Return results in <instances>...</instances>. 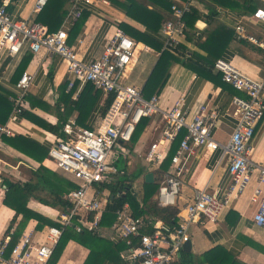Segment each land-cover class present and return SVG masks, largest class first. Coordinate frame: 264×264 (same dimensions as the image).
I'll list each match as a JSON object with an SVG mask.
<instances>
[{
    "label": "built area",
    "instance_id": "2783aa9c",
    "mask_svg": "<svg viewBox=\"0 0 264 264\" xmlns=\"http://www.w3.org/2000/svg\"><path fill=\"white\" fill-rule=\"evenodd\" d=\"M49 0H36L33 13L40 12ZM12 0H0V58L7 52L17 55L28 48L32 52L45 50L48 54L62 57L71 80L82 84L91 83L94 88L105 94H112L113 100L102 116L96 129L73 127V122L64 127L65 136H58L49 148L46 160L53 162L56 169L68 175L78 185L70 190L65 198L70 203L65 210L52 213L53 209L45 207L60 226L44 225L35 232H24L16 244L9 250L11 236L0 240V264H49L57 243L67 226H73L77 232L89 230L102 233V219L107 209V198L103 196L104 184L117 182L120 175L131 174L136 159L132 150L126 145L132 142L139 123L147 117L161 114L164 121L160 138L152 143L144 153V158L152 164H160L167 156L177 136L186 130L178 148L171 159V167L160 182L156 197L161 206L176 204L181 189V175L186 171L189 158L198 146L208 149H221L222 157L230 160L229 170L232 182L226 197H220L216 191L197 190L192 201L179 208L176 223L155 220L151 216L134 215L129 202L115 210V220L108 226L110 238L125 241L130 264H177L184 244L190 240V228L197 222H215L228 197L234 191L242 192L258 173L257 186L251 196L256 203L264 185V164L250 158L249 141L255 135L258 122L264 119V75L253 79L242 73L231 61L222 58L215 60L214 68L221 72L222 80L243 93L232 98L234 110L231 113L237 120L231 136L220 142L215 138L214 126L217 112L207 111L202 106L190 122L185 106V92L169 109H163L159 97L147 98L142 88L124 81L127 67L134 58L136 42L117 23L116 30L106 43L102 54L91 61L82 60L75 46L69 44V29L84 13V2L92 0H68L69 10L57 30L31 17L16 19L12 17L8 6ZM195 0L174 1L172 17L164 21L162 33L165 38L164 48L177 50L186 38L188 29L185 15L192 11ZM252 18L264 21V9H257ZM238 38L248 39L264 49V43L246 32L244 24L236 26ZM33 81V74L24 71L16 83L17 91L10 95L13 109L7 122L0 124V147L5 146L3 136H14L16 131L11 123L21 118L25 108V96ZM167 143L168 146L162 147ZM116 149L123 154L125 169H120L111 162ZM3 163L0 158V165ZM1 167V166H0ZM1 173V168H0ZM131 190L141 203L144 194L136 181L131 183ZM7 187L0 174V198H4ZM121 189L117 195L125 194ZM254 221L264 227V198L254 216ZM106 228V229H108Z\"/></svg>",
    "mask_w": 264,
    "mask_h": 264
},
{
    "label": "crops",
    "instance_id": "0c3cea01",
    "mask_svg": "<svg viewBox=\"0 0 264 264\" xmlns=\"http://www.w3.org/2000/svg\"><path fill=\"white\" fill-rule=\"evenodd\" d=\"M35 1L12 0L8 10L12 17L16 19L31 17L36 20L40 12L33 13ZM171 1L134 0L137 4L146 6L149 9H155L162 15L164 21L172 17L171 9H169ZM124 2L125 0H92L91 3L84 2V12L87 14L85 20L82 19V22L80 20L77 21L78 23H74L69 29V44L75 46L82 60L91 61L102 54L106 41L115 33L117 23L121 27L124 23L128 24L141 31L142 36L157 37L161 44L163 43L162 50L165 49L162 26L156 31L152 27H146L145 22L149 20V17L141 15L143 19H136L129 16L126 6L123 5ZM126 2H129V0H126ZM234 2L238 3V5L229 9L221 7L213 0H195L193 8L202 15L195 23L196 28L200 30L198 36L206 39V35H203L201 30L207 28L206 16L213 9H216L217 19L208 28V33L210 32L211 39H218V36H220V43L224 44V48L218 58L231 61L242 73L253 79H259L264 75V49L259 44L248 39L238 38L236 26L240 23L244 24L248 34L254 36L259 42L264 43V21H256L252 18L253 13L257 9H264V0H234ZM69 7L70 4L67 1L64 9L68 12ZM215 29L221 31L220 34H215ZM129 36L135 40L136 48L132 63L126 69L124 81L134 84L143 90L161 56V51L142 41H138L131 35ZM182 43L189 48L190 53L198 51L201 55L207 56V50L199 49L195 42L187 40V36ZM142 54H145V57L140 60ZM210 58L214 59L213 56H210ZM23 62L26 64L23 71H29L33 74V81L25 96V108L52 124L63 123L65 127L73 122V127L76 128L96 129L98 127L102 116L107 110L109 95L93 88L91 85H87V83L82 84L79 80H75L73 85L70 86L71 80L66 70V64L59 55L48 54L45 50L35 53L28 48L23 49L17 55H10L5 52L0 58V85L2 87L7 88L11 93H16L17 82H15L14 78L19 75V67H21L20 65ZM167 74L163 81L164 83L162 85L159 84V86L157 84L155 89L151 88V92L148 94L151 96L157 95L160 106L169 110L174 106L182 92H185V106L188 110L186 120L188 122L194 119L202 106H207L208 112L216 111L217 117L215 118L213 129L215 138L220 142H225L231 136L237 122L236 118L231 114L234 110L232 98L234 95L244 96V94L220 79L216 75L215 70L211 73L215 78H211L198 73L192 67L186 66L181 62H174L168 68ZM161 76L158 74L157 77ZM30 98L35 100L34 104L36 107L31 106ZM145 121L146 124L141 135L129 147L136 159L132 172L141 169L142 173L137 179L125 182L134 183L136 181L140 191L144 194L143 198L146 190V173H153L154 182L158 180L161 182L164 178V176L162 178V173L159 171L162 162L160 164H152L144 158V153L149 149L150 145L160 138L161 127L164 124L162 115L156 114L152 117H147ZM11 127L17 134L29 136L48 148L52 146L58 136H62L50 132L41 125L24 117L12 122ZM61 132L63 133L64 130ZM181 133L185 134L186 130L183 129ZM180 141L177 140L175 142V147L177 146L178 148ZM167 146V143L162 145L165 148ZM171 147H173V142L169 144L170 149ZM2 148L5 155L9 159L14 160L15 163L3 159L2 161L6 165L12 166V175L14 174L13 172H15L14 175L17 173L23 182L27 180H24L25 177H23L20 167L26 166V161L30 163L31 169H36L40 165L38 161L6 143ZM249 150L250 158L253 161L264 164V119L260 120L256 126L255 135L249 141ZM229 164V158L222 157L221 149L211 150L205 146L196 147L189 158L186 171L180 177L182 182L181 189L176 198V204L173 206L180 208L186 205V203L193 200L195 192L202 189L211 192L217 191L220 197H226L232 182ZM125 168L126 163L124 160V167L121 169ZM257 178L258 173L254 172L252 179L242 192L234 191L230 194L228 204L223 207L215 222L207 221L205 223L197 222L192 224L190 228L191 249L189 251L183 249L178 261L183 260L187 264H221L223 261L227 262L230 260L232 264H264V227L254 221L260 202L264 198V185L258 201L256 203L251 202V196L257 186ZM103 189L108 191V194L103 193V196L109 202V198H114V195L109 188L104 187ZM121 189L123 188L118 189V191ZM155 199L156 196H154ZM3 200L4 198H0V203L9 209L12 215L7 218L6 223L0 226V240L7 235L6 229L15 214V211L6 206ZM145 203L143 199L140 204L144 206ZM28 207L53 220L54 215L47 213L45 207L53 209L52 213L61 211L34 198L28 201ZM148 216L165 222L162 218H157L150 214ZM19 220L20 217L17 218V221ZM36 226L37 220L31 219L24 232H35L37 231ZM106 228L108 226L104 225V229L99 235L112 240L114 243H119V241L110 238L109 228ZM89 252V248L75 240H70L56 264H84ZM127 252L128 248L126 246L121 250L120 258L115 256L117 260L110 257L97 258L95 264H130L127 259ZM230 258H234V260L232 259L233 262Z\"/></svg>",
    "mask_w": 264,
    "mask_h": 264
},
{
    "label": "trees",
    "instance_id": "16d2710c",
    "mask_svg": "<svg viewBox=\"0 0 264 264\" xmlns=\"http://www.w3.org/2000/svg\"><path fill=\"white\" fill-rule=\"evenodd\" d=\"M67 1L68 0H49L47 5L40 11L36 20L46 24L49 30H57L67 14V10L64 9V5ZM213 1L221 7L223 6L229 9H232L236 7V5H238V3H235L234 0ZM173 3L174 0H172L169 4V9H171V12ZM123 5L127 8V14L133 18H141V15L148 16L149 20L145 22L146 27H152L155 31L158 30V28L162 26V23L164 22V18L162 17V15L159 14L155 9H149L146 6L137 4L136 2H134V0H129V2H126L125 0ZM216 15L217 10L213 9L205 18L207 22V28L201 30V32L203 33V35H206V39L198 36L200 30L195 26L197 19L199 17H202V15L199 14L195 8H192V11L185 15V20L188 25V29L186 32L187 40L195 42L196 46L199 49L207 50V56L201 55L198 51L190 53L189 48H187V46L182 42L178 46L177 50H162L163 43L161 44V41L157 37L142 36L141 31L125 23L122 25L123 30L127 34L133 36L138 41H142L145 44L161 51V56L154 68V71L152 72L150 78L145 84V87L143 88V93L146 97L151 96L148 94L149 92H151V88L155 89L157 87V84L159 86V84L162 85L164 83L163 81L168 75V68L174 62H181L186 66L192 67L202 75L215 78V76L211 75L212 71L215 70L214 63L215 60L219 57L222 49L224 48V44L220 43V36H218V39H211L209 35L210 32L208 33V28H210V26L214 23L213 21H216L217 19ZM86 16L87 14L86 12H84L79 20L82 22V19L85 20ZM215 30V34H220L221 31L217 29ZM179 50H181V52H179ZM210 56H213L214 59L210 58ZM206 63L208 64V66ZM20 66L21 67H19V75L14 78L15 82L18 81V79L24 72L23 70L25 69L26 64L23 62ZM158 74L159 76H162L157 77ZM216 75L220 79H222L221 72L216 71ZM87 85H91L94 88L91 83H87ZM12 94L13 93H11L10 90L0 85V124L7 122L10 113L12 112L13 102L10 99V95ZM112 100L113 95L110 94L107 99V109ZM34 103L35 100L33 98H30V104L32 107H36ZM21 116L41 125L43 128L50 132L65 136V132H61L64 128L63 123L52 124L49 121L42 119L37 114L33 113L28 108L23 109ZM145 119L146 118H144L137 126L132 138V142L137 141V139L141 135L146 124ZM184 135L185 134L180 133L177 136V138L173 141V147H171L167 156L160 165L159 171L162 173V178L171 167V159L177 149V146L175 147L174 145L175 142L177 140H181ZM3 141L7 145L17 149L21 153L40 163L38 168L31 169L32 177H30L25 182L21 180L14 181L11 180V178L3 177V183L7 187L3 203L15 211V214L6 229V234L11 236L9 241L10 250L19 240L29 220L31 219L37 220V229H42L46 224L60 226V224L55 222L53 219L45 217L41 213L28 207V201L31 198L37 199L44 204L53 206L60 210H65L66 207L70 205L68 200H66L65 198L66 194L70 190L77 188L78 185L68 175L56 169L55 166L45 164L49 151V148L47 146L23 134H16L14 136L4 135ZM131 143H128L126 145L130 147ZM141 173V169L132 172L131 174L126 173L125 175H122L124 177L122 180H120L119 177L117 182L103 185V188H109L110 192L114 195V198H109L107 209L104 212L101 222L102 225L110 226L115 220V210L118 207H121L125 202H129L131 209L136 216H148V214H150L157 218H162L166 223H169L171 225L176 223V217L179 208L173 205L161 206L158 203L157 199L154 200V196L157 197L159 193V188L161 185L160 180L153 183H145L146 190L144 201L146 203L144 206L140 204L139 200L136 197V194L132 192L130 187L131 183H125L128 180L132 181L134 179H137L141 175ZM120 188L125 189L126 193L117 196V191ZM19 217L20 220L17 221V218ZM70 240H75L78 243L89 248L90 252L84 264H95L97 262V258L103 257H110L117 260V258L121 257V250L127 246L125 241L114 243L112 240L104 238L98 233H94L89 230L77 232L73 226H67L65 227L62 236L60 237L59 242L56 245L49 264L57 263L63 253V250ZM115 256H117V258ZM230 259L231 261L232 259L234 260V258ZM178 264L187 263L183 260H180L178 261ZM221 264L232 263L229 260L227 262L223 261Z\"/></svg>",
    "mask_w": 264,
    "mask_h": 264
},
{
    "label": "rangeland",
    "instance_id": "374dc122",
    "mask_svg": "<svg viewBox=\"0 0 264 264\" xmlns=\"http://www.w3.org/2000/svg\"><path fill=\"white\" fill-rule=\"evenodd\" d=\"M144 57H145V54H142L140 60H143ZM3 151H4V149L0 147V158L5 160V161H8V162L15 163V161L9 159L5 155V153ZM46 162H47V164H49L51 166H55V164L53 162H49L48 160H46ZM111 162L116 163L120 169L123 168L124 167V156H123V154L122 153L120 154L119 151L116 149V151L114 152L113 159H112ZM26 163H27L26 166H28V167H26V166H21L20 167L21 168L20 171H21V173H23V177H25L24 180H28L30 177H32L31 165L27 161H26ZM0 166H1L0 167L1 168V173L0 174H1L2 177L11 178V180H14V181H16L18 179H21L17 175V173H16V175H14L15 172H13L14 174L12 175V173H11V171L13 170L12 166L6 165L4 162L1 163ZM123 178L124 177L122 175H120V180H122ZM21 181H23V180L21 179ZM104 193L108 194V191L104 190ZM11 215H12V212L9 209L5 208V206L0 203V226L3 223H6L7 218L10 217Z\"/></svg>",
    "mask_w": 264,
    "mask_h": 264
},
{
    "label": "water",
    "instance_id": "95a60500",
    "mask_svg": "<svg viewBox=\"0 0 264 264\" xmlns=\"http://www.w3.org/2000/svg\"><path fill=\"white\" fill-rule=\"evenodd\" d=\"M145 181L147 183H153L154 182V176H153V173L152 172H148L145 174ZM184 250H187L189 251L191 249V242L190 240L187 241L185 244H184Z\"/></svg>",
    "mask_w": 264,
    "mask_h": 264
}]
</instances>
